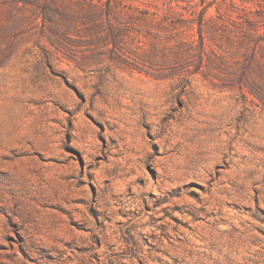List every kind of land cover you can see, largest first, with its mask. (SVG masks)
I'll list each match as a JSON object with an SVG mask.
<instances>
[{
    "label": "rangeland",
    "instance_id": "rangeland-1",
    "mask_svg": "<svg viewBox=\"0 0 264 264\" xmlns=\"http://www.w3.org/2000/svg\"><path fill=\"white\" fill-rule=\"evenodd\" d=\"M0 264H264V0H0Z\"/></svg>",
    "mask_w": 264,
    "mask_h": 264
},
{
    "label": "bare ground",
    "instance_id": "bare-ground-1",
    "mask_svg": "<svg viewBox=\"0 0 264 264\" xmlns=\"http://www.w3.org/2000/svg\"><path fill=\"white\" fill-rule=\"evenodd\" d=\"M140 113H141V116H140L141 119L147 117V115H146V113L144 111H140Z\"/></svg>",
    "mask_w": 264,
    "mask_h": 264
}]
</instances>
